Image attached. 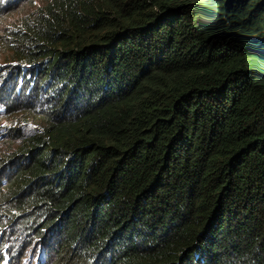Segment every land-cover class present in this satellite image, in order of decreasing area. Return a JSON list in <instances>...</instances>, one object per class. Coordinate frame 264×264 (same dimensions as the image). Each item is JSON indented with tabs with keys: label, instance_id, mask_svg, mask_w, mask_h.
Masks as SVG:
<instances>
[{
	"label": "trees",
	"instance_id": "1",
	"mask_svg": "<svg viewBox=\"0 0 264 264\" xmlns=\"http://www.w3.org/2000/svg\"><path fill=\"white\" fill-rule=\"evenodd\" d=\"M31 18L10 41L55 104L25 106L42 124L2 158L0 223L26 217L80 264H264V0H46Z\"/></svg>",
	"mask_w": 264,
	"mask_h": 264
},
{
	"label": "clouds",
	"instance_id": "2",
	"mask_svg": "<svg viewBox=\"0 0 264 264\" xmlns=\"http://www.w3.org/2000/svg\"><path fill=\"white\" fill-rule=\"evenodd\" d=\"M22 1L0 0V47L10 52L9 62L0 63V129H5V132L0 130V138L6 133V140L0 141V200L12 184V171H4L2 158L19 145L16 129L29 131L42 124L29 116L25 110L26 104L43 103L45 108L55 104L49 99V93L56 81L46 78L38 83L41 77L37 75V71H41L38 63L19 58L16 42L10 41L14 35L21 36L28 32L32 13L46 3V0H29L17 9ZM2 24H6L4 28H1ZM25 219L23 216L16 221L6 219L0 223V264H22L34 246L39 251L37 264H80L75 261L76 254H72L69 249L57 247L52 238L46 241L39 230L38 234L29 231V224Z\"/></svg>",
	"mask_w": 264,
	"mask_h": 264
},
{
	"label": "rangeland",
	"instance_id": "3",
	"mask_svg": "<svg viewBox=\"0 0 264 264\" xmlns=\"http://www.w3.org/2000/svg\"><path fill=\"white\" fill-rule=\"evenodd\" d=\"M29 0H23L20 4H19V6L17 7V9L19 8V7H22L23 5H25V4H27V2H28ZM6 24H2L1 26V28H4V26H5ZM9 55H10V52H8V51H6V50H4V49H1V47H0V63H5V64H7L9 61ZM1 130V132H5V129L4 128H1L0 129ZM6 136V133H5V135L3 136V137H1L0 138V141L1 140H6L5 137ZM0 150H1V147H0ZM38 255H39V251H38V248L37 247H33L31 250H30V252H29V254H28V258H25L24 260H23V262H22V264H37V257H38ZM51 255H54V254H51ZM46 258H47V256H46ZM71 260L73 261V257L71 258ZM41 264V263H40ZM57 264V263H56Z\"/></svg>",
	"mask_w": 264,
	"mask_h": 264
}]
</instances>
